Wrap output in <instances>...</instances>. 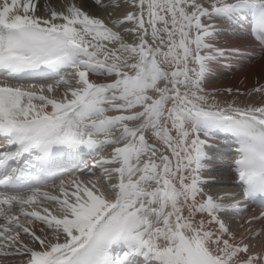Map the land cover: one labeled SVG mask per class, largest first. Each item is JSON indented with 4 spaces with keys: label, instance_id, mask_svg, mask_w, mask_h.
Returning <instances> with one entry per match:
<instances>
[{
    "label": "snow or ice",
    "instance_id": "1",
    "mask_svg": "<svg viewBox=\"0 0 264 264\" xmlns=\"http://www.w3.org/2000/svg\"><path fill=\"white\" fill-rule=\"evenodd\" d=\"M92 7L0 0V264H264V211L228 223L264 209V82L205 88L225 31L264 59V0Z\"/></svg>",
    "mask_w": 264,
    "mask_h": 264
},
{
    "label": "bare ground",
    "instance_id": "2",
    "mask_svg": "<svg viewBox=\"0 0 264 264\" xmlns=\"http://www.w3.org/2000/svg\"><path fill=\"white\" fill-rule=\"evenodd\" d=\"M59 0H53V3H58ZM78 3H83L89 10L104 19H108V13L102 9L92 7L93 0H77ZM43 4L44 0H40ZM111 11V9H109ZM119 15V13H114ZM220 46L226 48H237L239 53L231 58L230 67H225L223 64H217L213 67L212 74L208 77L205 82V88L208 91L216 90L219 98L221 100H231L237 97L239 93H246L251 89L254 84L259 80L264 82V59H258L259 50L255 49L254 43L248 38L244 33H238L235 30H228L221 34L216 41ZM233 89V93L229 95L225 89ZM239 101H249L256 97L248 98L245 95L238 96ZM217 140V149L212 154L214 160L216 161L211 166H215L213 170L206 173L207 176L212 178L211 182L206 186L208 190L213 193L223 192L230 190V185L232 183L231 176L232 173L229 171L227 164L230 160V155L225 144ZM224 158V159H221ZM90 160V159H89ZM226 167V168H225ZM50 190V189H49ZM261 209L259 207H252L246 213L244 218L230 219L232 229L240 235L242 229L240 225L244 224L253 215H259ZM255 228L259 227V224H253ZM4 264H19L18 261L4 262Z\"/></svg>",
    "mask_w": 264,
    "mask_h": 264
},
{
    "label": "rangeland",
    "instance_id": "3",
    "mask_svg": "<svg viewBox=\"0 0 264 264\" xmlns=\"http://www.w3.org/2000/svg\"><path fill=\"white\" fill-rule=\"evenodd\" d=\"M253 101H254V98H253ZM241 102H248V101H241ZM226 168V167H225ZM211 170H213V166H211ZM87 171V170H86ZM93 171H95L97 174L100 172V169H94ZM243 217V216H242ZM253 227H255L253 225Z\"/></svg>",
    "mask_w": 264,
    "mask_h": 264
}]
</instances>
